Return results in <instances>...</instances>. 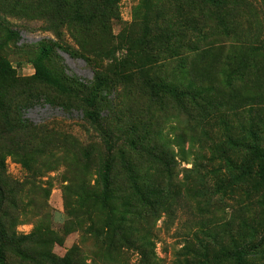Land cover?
Returning <instances> with one entry per match:
<instances>
[{"label": "rangeland", "instance_id": "1", "mask_svg": "<svg viewBox=\"0 0 264 264\" xmlns=\"http://www.w3.org/2000/svg\"><path fill=\"white\" fill-rule=\"evenodd\" d=\"M144 48L164 80L205 90L101 80ZM146 130L168 141L170 172L133 147ZM121 152L171 186L136 225ZM104 175L127 220L114 247L93 230L108 209L81 200ZM0 183L18 202L1 220L50 232L57 264H264V0H0Z\"/></svg>", "mask_w": 264, "mask_h": 264}, {"label": "trees", "instance_id": "2", "mask_svg": "<svg viewBox=\"0 0 264 264\" xmlns=\"http://www.w3.org/2000/svg\"><path fill=\"white\" fill-rule=\"evenodd\" d=\"M201 1L208 2L210 0ZM106 4L105 1L101 9H106V7L103 8ZM84 15L90 21L98 17L97 11L92 10ZM100 15H102V10L100 11ZM209 52L210 51L204 52L203 56ZM142 54L146 58L145 63H143L142 59H139L141 63L138 64L129 61L120 62L114 67L112 75L108 74L103 76L101 80L107 86L113 83L119 85L121 82H134L137 80L157 98H159L160 94H164L165 92H171L176 96L183 97L186 94L196 96L198 92L201 93L203 92L202 90H205V85L192 84V81H189L186 86H183L182 90L179 87H175L171 82L162 78L160 67L155 66L157 65L156 62L154 63L155 57L148 50L145 51V48ZM150 59L153 61L151 64H148L147 61ZM195 99L196 97L194 100ZM89 120L95 124L97 123L98 126L103 128L104 124L99 120V116L90 114ZM167 144L168 141L164 140L163 137L159 135L158 131L154 134L150 131L147 132V130L146 134L142 137H138L137 140L134 139L132 141V145L136 150L153 157L166 168L167 172H170L169 169L176 163V158ZM120 154L122 158L121 165L125 168L127 173L129 190L131 193L130 201L126 203V206L133 209L132 223L136 225L138 219H140L144 213L150 216L159 210L161 204L164 205L162 202L171 192V186L167 188L159 177L152 179L149 178L147 174L144 176L140 175L135 170V166L131 163L132 161L127 160L124 152ZM106 167L110 168L111 166L107 164ZM110 169H112V167ZM113 184L114 182L110 176L104 175L98 187L85 189L84 196L81 198L82 201H93L94 203L101 202V204L108 209V215L102 228H93V230L96 231L98 235L112 237V247H114L113 239L121 236L124 231L123 224L127 221L125 220V211L115 212L116 207L113 201L116 200V197L113 195ZM6 203H10V205H13L16 209L18 208L17 200L10 195L6 187L0 183V216L10 217L4 208ZM92 227L93 225L90 226L91 229ZM50 245V232H45L44 229H41L29 237H19L10 225H7V223L0 218V264L8 263L7 258L9 253H14L21 261L31 264H57V258L55 254H53Z\"/></svg>", "mask_w": 264, "mask_h": 264}]
</instances>
